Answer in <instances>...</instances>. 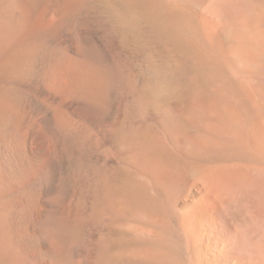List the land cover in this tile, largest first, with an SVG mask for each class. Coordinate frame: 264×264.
<instances>
[{
	"label": "bare ground",
	"instance_id": "bare-ground-1",
	"mask_svg": "<svg viewBox=\"0 0 264 264\" xmlns=\"http://www.w3.org/2000/svg\"><path fill=\"white\" fill-rule=\"evenodd\" d=\"M0 264H264V0H0Z\"/></svg>",
	"mask_w": 264,
	"mask_h": 264
}]
</instances>
